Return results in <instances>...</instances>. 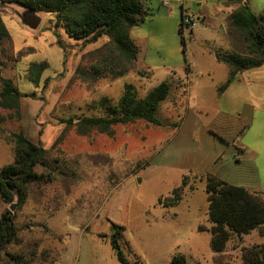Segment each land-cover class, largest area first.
<instances>
[{"label":"rangeland","instance_id":"obj_1","mask_svg":"<svg viewBox=\"0 0 264 264\" xmlns=\"http://www.w3.org/2000/svg\"><path fill=\"white\" fill-rule=\"evenodd\" d=\"M240 4L255 15L264 9V0H145L150 13L130 31L136 70L93 81L75 69L106 55V37L84 44L58 29L57 43L52 15L33 10L39 22L31 28L22 19L30 9L0 5L10 35L0 72L17 92L2 102L0 82V169L22 133L48 150V165L36 170L52 176L27 185L23 201L0 197V218L9 212L17 229L0 264H120L109 239L122 224L119 244L133 264H171L180 253L187 264H214L210 233L199 230L209 226L207 175L264 191V63L219 90L230 67L216 53L231 50L229 15ZM181 15L189 19L182 32ZM40 61L48 66L36 86L28 69ZM163 80L170 86L155 115L161 125L137 120L81 134L66 122L102 114L98 100L116 103L126 83L144 96ZM176 187L178 204L159 203ZM263 242L264 226L255 228L229 242L223 261L240 264L242 248Z\"/></svg>","mask_w":264,"mask_h":264},{"label":"trees","instance_id":"obj_2","mask_svg":"<svg viewBox=\"0 0 264 264\" xmlns=\"http://www.w3.org/2000/svg\"><path fill=\"white\" fill-rule=\"evenodd\" d=\"M7 4H18L52 15L50 19L57 43H60L58 29H62L68 38L80 40L84 44L106 37L107 41L103 45V48H108L106 55L89 65L75 69V74L84 81L107 76L116 78L135 69L139 49L132 42L130 31L150 13L145 6V0H0V5ZM179 26V31L182 32V15ZM9 38V32L0 17V45ZM227 40L231 50L216 53L217 59L230 67L228 78L220 86L221 92L239 72L263 65L264 9L261 14L255 15L247 4L234 8L229 15ZM47 66L46 61L32 62L29 65V79L34 85H38ZM147 71L138 73L145 74ZM0 82L2 102L11 101L17 92L11 81L1 76V72ZM169 86L168 81L163 80L144 96H140L133 84L126 83L116 103H112L107 97L98 100L102 114L82 115L66 122L74 125L81 134L91 129L108 132L114 125L134 123L137 120L161 125L155 115L160 102L168 96ZM14 138L13 161L0 169V197L8 203H11L14 197L23 201L27 185L52 180L50 173H40L36 170L38 165H48V150L22 133H15ZM206 193L209 226H200L199 230H207L210 233L214 264H229L223 261L229 242L264 226V191L252 192L216 176L207 175ZM181 199L182 189L176 187L169 197L159 199V203L164 207H174ZM123 230V225L114 226L109 239L110 245L120 264H133L119 244ZM16 233L17 229L9 212H4L0 218V254L15 240ZM240 261V264H264V242L242 248ZM171 264H187L185 255H173Z\"/></svg>","mask_w":264,"mask_h":264},{"label":"water","instance_id":"obj_3","mask_svg":"<svg viewBox=\"0 0 264 264\" xmlns=\"http://www.w3.org/2000/svg\"><path fill=\"white\" fill-rule=\"evenodd\" d=\"M33 10H29L25 13V16L22 18L23 22L30 26L31 28H35L39 22V18L33 15ZM14 205H11V209H13Z\"/></svg>","mask_w":264,"mask_h":264},{"label":"crops","instance_id":"obj_4","mask_svg":"<svg viewBox=\"0 0 264 264\" xmlns=\"http://www.w3.org/2000/svg\"><path fill=\"white\" fill-rule=\"evenodd\" d=\"M117 213H118V216L120 218V221H121V224L123 222V212L121 211V209L117 208ZM123 225V224H122ZM124 226V225H123Z\"/></svg>","mask_w":264,"mask_h":264},{"label":"built area","instance_id":"obj_5","mask_svg":"<svg viewBox=\"0 0 264 264\" xmlns=\"http://www.w3.org/2000/svg\"><path fill=\"white\" fill-rule=\"evenodd\" d=\"M182 21H183V23H188L189 22V19L188 18H185L184 19V16L182 15Z\"/></svg>","mask_w":264,"mask_h":264}]
</instances>
